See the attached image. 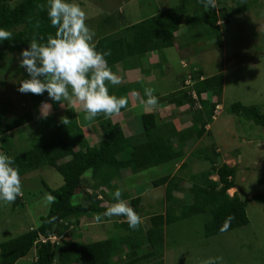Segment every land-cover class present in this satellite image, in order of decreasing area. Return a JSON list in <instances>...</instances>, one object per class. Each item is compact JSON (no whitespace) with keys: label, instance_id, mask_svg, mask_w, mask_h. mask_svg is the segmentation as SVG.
<instances>
[{"label":"trees","instance_id":"obj_1","mask_svg":"<svg viewBox=\"0 0 264 264\" xmlns=\"http://www.w3.org/2000/svg\"><path fill=\"white\" fill-rule=\"evenodd\" d=\"M71 1L73 0H68ZM242 1L236 9L237 12L247 11L258 3L257 0ZM42 4L45 5L43 10L40 7ZM189 10H194L193 15L186 19ZM219 17L229 18L223 11H216L211 7L206 9L201 0H180L169 9L124 25L121 32L100 37L95 46L101 53L110 51L111 54L105 57L110 69L118 62L124 68H130L133 61L146 52L174 46V33L181 28L183 20L190 24L189 28L195 27L202 34L212 37L213 27H216ZM0 29L12 33V40L0 42V60L6 55L3 49L20 56L34 37L38 42L44 43L49 34L55 35L56 32L47 15V0H0ZM192 42L180 41L178 48L187 47ZM29 78L24 70L21 80ZM192 78L191 85L185 86L180 93L173 92L169 96V100L177 106L187 104L188 113L191 112V124L183 129H176L172 120L160 119L155 111L142 112L141 134L126 136L117 122L99 115L95 118L102 127L103 138L95 145H89L72 107L64 109V114L58 120H53L50 114L47 119L42 118V142L8 156L14 159L13 166L18 169L22 179H26L31 171L50 166L61 175L63 182L57 188H51L41 181L44 192L47 196L51 195L53 200L46 214L40 217L37 226L0 243V264H15L31 250H34L31 264H163V230L169 223L195 215H205V237L247 224V203L250 200L264 203V195H252L245 199L240 198L236 192L229 195L227 191L235 186L237 169L235 165L219 162L221 153L215 144H211L199 150L198 157L207 161L209 167L187 178L190 182L187 189L191 194V202L182 203L179 213L177 204L180 201L176 199L175 192L182 190L180 182L183 179L176 173L166 174L153 181L156 186L164 185L165 210L163 213L150 214L147 227L140 225L138 229L133 230L126 218L112 217L102 221L120 219L126 230L125 234L89 242L75 241L67 237L72 223L79 224L82 217L94 219L96 214L103 213L110 206L98 197L99 186L110 187L112 180L123 169H129L133 173L179 161L184 157V142L195 140L207 131L205 127L212 122L220 102L210 101L204 94L222 95L223 73L204 76L199 71L197 75H192ZM108 87L110 94L117 97H121L127 90L126 86ZM193 92L196 99L192 95ZM31 95L32 106L29 110L49 98L47 92L43 95ZM196 101L199 103L198 107H195ZM231 111L239 117L253 121L264 131V112L258 106L233 102ZM27 112L8 118L0 125V142L6 154L7 147L11 145L10 131L32 120L29 111ZM2 113L4 112L0 110V116ZM62 117L68 118V125L61 122ZM175 137L178 139L176 144L173 141ZM185 167L187 163L184 160L178 171ZM88 171L90 175L84 178V173ZM211 175H216L217 179H212ZM87 188L91 191L88 192ZM81 189L86 203L73 204L71 200L74 193L80 192ZM11 205H23V196H18ZM128 205L140 214V217L145 214L140 196L129 199ZM229 217H233L230 226L221 232L222 225ZM54 235L58 238L52 240L50 237ZM41 237L46 240L41 241Z\"/></svg>","mask_w":264,"mask_h":264},{"label":"rangeland","instance_id":"obj_2","mask_svg":"<svg viewBox=\"0 0 264 264\" xmlns=\"http://www.w3.org/2000/svg\"><path fill=\"white\" fill-rule=\"evenodd\" d=\"M179 1L73 0L70 3L79 4L85 11L86 24L94 30L95 41L106 35L110 29L116 30H114L113 18L116 19L118 28L123 27L151 13L169 9ZM257 1L253 8L237 12L236 9L242 4V0H216V11L227 13L229 18H218L217 25L212 30V37L202 34L195 27L189 28L190 24L183 20L180 26L182 31L177 32L175 40H179V43L185 40L192 42L195 38V41L188 47L180 46V48L176 42V46L156 52V61L161 65L160 68L165 75L162 79L163 85L165 84L163 88L169 87L167 95L162 98L165 107L161 108V114L164 115L161 119H171L181 128L190 125L191 112L188 113V105L175 112L176 108L169 100L170 89L180 93L185 86L191 85L192 75H197L199 71L204 76L222 72L223 90L221 96L204 94L205 98L219 101L220 104L216 107L212 122L205 127L207 131L195 140L184 142V158H180L177 162H167L131 172L129 175H127L128 170H121L124 175L120 183L122 188L124 186L128 189L129 194L126 202L129 203V199L137 195L141 197V206L145 212L141 218V225L144 227L149 225L150 214L163 213L165 210L164 185L156 186L153 181L167 173L181 176L182 190L175 192L176 199L180 201L177 204V213H179L182 203L191 202V194L187 189L190 182L187 178L209 167L207 161L198 157L199 150L211 144H215L221 153L219 162L235 165L237 169L235 186L232 191L228 189L229 195L236 192L242 199L250 198L252 195H264V131L253 121L239 117L231 111V104L240 102L244 105H256L264 112V0ZM193 11L189 10L185 18L191 17ZM3 51L6 55L0 60V110L4 113L0 116V125H3L6 119L27 111L32 118L31 121L10 131L11 145L7 147V154L0 142V153L13 155L42 142L43 138L40 134L43 127L39 111L41 104L29 110L32 106V95L18 91L24 71L19 67L20 56L8 53L6 49ZM149 61L151 60L148 59V63ZM160 68L156 67L157 73L160 72ZM113 72L119 75L116 70ZM157 85L159 91H162L161 84L157 83ZM69 91L71 93V89ZM71 106L69 100L64 101V107L53 101L51 118L58 120L64 114V109ZM142 112H144L142 107L138 106L133 114L129 113L132 114L133 126L136 130L139 129L138 134L142 132L140 118ZM176 113L183 115L180 120L175 116ZM129 114L127 113L126 116ZM98 123L89 125L85 131V136L92 144L103 138L102 127ZM127 130L130 131L129 128ZM173 141L175 144L178 143L177 137L173 138ZM184 160L187 167L178 171ZM89 175L90 171L85 172L83 177L88 178ZM210 177L217 179L216 175ZM21 181L23 205L12 206V203L0 201V243L39 224L40 217L46 214L50 205L41 181L51 188H57L62 184L63 179L54 168L44 166L31 171L26 179L21 178ZM79 191L72 197L73 204L85 203V196L81 192L83 189ZM101 197L104 198L103 195ZM246 213L249 219L247 224L210 237L203 235L206 216L202 214L165 225L162 263L203 264V261L210 258L222 257V260H218L216 264H264V203L250 200L246 206ZM92 218L80 219L84 223H89L87 227L79 228L77 224L72 223L67 237L89 242L118 237L126 233L122 227L108 221L92 225ZM53 237L52 239L58 238L57 235ZM33 257L34 250H31L15 264H31Z\"/></svg>","mask_w":264,"mask_h":264},{"label":"clouds","instance_id":"obj_3","mask_svg":"<svg viewBox=\"0 0 264 264\" xmlns=\"http://www.w3.org/2000/svg\"><path fill=\"white\" fill-rule=\"evenodd\" d=\"M204 7H216V0H201ZM41 9L45 5H40ZM47 15L51 26L56 29L55 35L49 34L46 42L40 43L34 37L29 47L20 53L19 67L24 69L29 79L21 80L18 91L22 94L43 95L47 92L50 100L60 103L69 100L73 107L79 105L85 112V118L104 115L111 119L119 116L122 108L128 105V99L110 94L108 85H119L122 80L108 66L106 56L109 52H99L94 43L95 32L86 24V13L77 3L68 0H47ZM12 40V33L0 29V42ZM71 89V93L69 92ZM147 99L141 100L145 113L157 109L158 98L153 90H144ZM134 95H138L135 94ZM52 105L42 102L40 117L47 119ZM61 122L68 125L67 117ZM12 157L0 153V201L14 202L23 195L22 181L19 171L15 168ZM115 203H112L103 213L95 215L97 223L104 218L124 217L133 230L139 228L142 219L126 201L121 199L122 192L117 189L113 194ZM51 202L53 197L47 196ZM233 217H229L221 227L224 232L230 226ZM222 257L210 258L203 264H216Z\"/></svg>","mask_w":264,"mask_h":264},{"label":"crops","instance_id":"obj_4","mask_svg":"<svg viewBox=\"0 0 264 264\" xmlns=\"http://www.w3.org/2000/svg\"><path fill=\"white\" fill-rule=\"evenodd\" d=\"M151 14L153 15L154 13H151ZM113 19L115 21L114 30L116 29L117 31L116 30L115 31H111V29H110L109 32H107L106 35L112 34L113 32H115V33L121 32V29L123 28V27H119L118 28L117 24H116V22H117L116 19L115 18H113ZM180 31H182V27L177 32H180ZM177 32L174 33L175 37H176ZM97 40H95L94 43H96ZM174 41H175L174 46H176V42H178V41L177 40H174ZM174 46H172V47H174ZM172 47H169V48H172ZM156 52L157 51H155V50L146 52L140 58H138L137 60H134L133 61V65L130 68H124L122 66V64L119 63V62L116 63L114 65V67L111 68L112 71L116 70L117 73L119 72L118 76L121 77V80H122V82L119 85L113 86V88L126 86L127 90H126V92L124 94L121 95V97H125V98L128 99V105H127L126 108H124L121 111L119 116H114L110 120L112 122H117L121 126V128H122V130H123V132H124V134L126 136L136 134L139 131V129L136 130V127L133 126V124H132V121H133L132 120V114H133V111L138 106L142 107L141 106V100L142 99H147V97L145 96V92H144V90L146 88H150L151 89L153 87V89H152L153 90V95L158 98V106H157V109L154 110V111L158 113L160 119H161L162 116H164V115L161 114V108L165 107L164 104H163L162 98L167 93V90H168L169 87L166 88V89L163 88L164 85H165V84L163 85V83H162V79L164 78L163 77L164 73H163V70L160 68L161 65H158V63L156 61V59H157V53ZM148 59L151 60V61H149L150 63H148ZM156 67L160 68V72L159 73L156 72ZM157 83L161 84V87H160L161 89L160 90H162V91H159V85H157ZM157 86H158V91L156 92ZM170 90H171L170 91L171 93L175 92V89H170ZM134 93L138 94V95H134ZM45 101L50 102L51 105L53 104V101L50 100L49 98L46 99ZM173 105L176 108L175 112H178V110H181L183 108V106H185L187 104H183V105L177 106L175 103H173ZM72 108L74 110L75 115L78 117V119L76 117L77 123L80 126V128L82 129L83 134L85 136V134H86L85 131L87 130V128H89V125L92 126V125H94L95 122L98 123L99 120H97L96 118H93L92 120L86 119L85 118L86 114H85V112L82 110V108L79 105H77L75 107H72ZM56 112H58V110ZM127 113L128 114L132 113V114H129V116H126ZM175 116H177V118L180 120V117H182L183 115H179V113H176ZM162 120L167 121L168 119H162ZM169 120H171V119H169ZM173 124H174L175 128L178 129V130L185 128V126L182 127V128L180 126H178L175 121H173ZM98 125L100 126V123H98ZM128 128L130 129V131L127 130ZM85 137L88 139V141H90V139L87 136H85ZM99 141H97V142H99ZM97 142H95L93 144L91 142H89V145H95ZM126 170H128L129 173L127 175H129L131 173V171L129 169H123L122 171H126ZM122 171H120L118 176H116L112 180L110 187H108V186H99L97 188L98 197L102 198L101 196L102 195L104 196V198H102L103 199L102 202H104L106 204H110V205L112 203H115L116 201H115V198H114L113 194L115 193V191L117 189H120L121 192H122L121 199H123L124 201H127V199L129 198L128 189L126 187H124V186L122 188L121 183H120L121 177L124 175L122 173ZM86 190L88 192L91 191L90 188H87ZM137 196H139V195H137ZM85 203H86V199H85ZM139 216H140V214H139ZM86 218H89V217H86ZM141 218H142V216H141ZM106 221L112 222L113 224L123 228V226L121 225L120 219H114V220L112 219V220H106ZM117 223L120 224V225H118ZM96 224H99V223H97L93 219L92 225H96ZM86 225L89 226V223H84L83 221H79V224H77V226L79 228L82 227V226H86ZM124 231H126V230L124 229ZM72 240H74V239H72ZM75 241H78V240H75Z\"/></svg>","mask_w":264,"mask_h":264},{"label":"built area","instance_id":"obj_5","mask_svg":"<svg viewBox=\"0 0 264 264\" xmlns=\"http://www.w3.org/2000/svg\"><path fill=\"white\" fill-rule=\"evenodd\" d=\"M192 95H193V97L196 99V94L193 92L192 93ZM199 106V103L196 101V103H195V107H198ZM52 237L53 236H51L50 238L52 239ZM54 238V237H53ZM46 240V238H44V237H41V241H45ZM53 240V239H52Z\"/></svg>","mask_w":264,"mask_h":264}]
</instances>
